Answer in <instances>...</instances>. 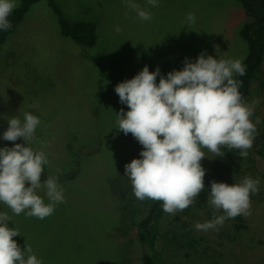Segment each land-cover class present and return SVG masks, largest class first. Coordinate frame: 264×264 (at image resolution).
Returning a JSON list of instances; mask_svg holds the SVG:
<instances>
[{
    "label": "rangeland",
    "instance_id": "1",
    "mask_svg": "<svg viewBox=\"0 0 264 264\" xmlns=\"http://www.w3.org/2000/svg\"><path fill=\"white\" fill-rule=\"evenodd\" d=\"M52 1L70 23L92 21L95 42L85 47L62 35L47 0L30 6L0 46V148L24 143L23 138L3 139L9 117L23 120L25 111L38 116L36 140L29 146L46 153L49 163L41 181L49 175L58 177L64 202L44 219L25 213L17 216L3 204L0 212L11 217L8 226L21 234L13 239L22 249L30 245L42 264H140L130 234L120 230V216L127 206L134 211V219L142 217L151 200H138L125 175V165L140 158L143 146L131 133L125 135L116 128L117 113L128 109L115 87L145 65L149 71L159 67L160 75L166 77L170 71L181 70L185 58L195 62L201 53L243 60L247 44L239 30L244 10L239 0H157V7L135 0L152 16L144 21L126 6V0ZM188 13L195 15V23L187 21ZM254 101L252 120L259 117L260 123L247 158L240 157L239 150H230L235 170L231 184L264 173V162L256 153L264 146L261 74L247 95V103ZM221 151L223 156L230 153ZM205 154L204 178L214 158L206 149ZM259 181L258 193L251 196L250 214L241 215L244 228L239 230L232 219H226L218 231H197L196 222L211 220L214 212L224 214L197 201L174 215L164 212L159 247L165 263L199 264L196 256L179 255L169 239L177 232L179 217L188 220L186 227L195 236L215 247L210 264H264V180ZM38 194L48 203L44 189Z\"/></svg>",
    "mask_w": 264,
    "mask_h": 264
},
{
    "label": "clouds",
    "instance_id": "2",
    "mask_svg": "<svg viewBox=\"0 0 264 264\" xmlns=\"http://www.w3.org/2000/svg\"><path fill=\"white\" fill-rule=\"evenodd\" d=\"M157 7V0H147ZM139 19L150 21L151 14L135 0H126ZM17 7V0H0V31L12 27L9 17ZM186 19L195 23V15ZM116 31H120L117 27ZM246 68L242 58L224 59L201 53L195 62L185 58L181 70H173L166 77L159 67L149 71L147 65L133 78L118 83L115 92L122 104L117 113V129L131 133L141 144L140 158L125 165L134 196L140 200L162 202L163 211L174 215L193 205L205 189V169L201 164L205 149L222 157V148L239 150L247 158L256 133L259 117L252 120L254 104L244 101L236 76H243ZM160 75L157 83V76ZM30 105L29 107H34ZM41 121L31 112L8 118L3 139L24 143L0 148V204L15 215L44 219L53 214L55 206L64 202V189L58 177L51 175L41 181L49 163L43 150L29 144L36 140ZM258 178L245 177L239 183L211 182L207 203L224 213L203 223L196 222L197 231L219 230L226 219L249 215L251 196L259 191ZM44 189L48 203L38 194ZM11 217L0 212V264H42L26 244L23 249L13 239L20 232L8 226Z\"/></svg>",
    "mask_w": 264,
    "mask_h": 264
},
{
    "label": "trees",
    "instance_id": "3",
    "mask_svg": "<svg viewBox=\"0 0 264 264\" xmlns=\"http://www.w3.org/2000/svg\"><path fill=\"white\" fill-rule=\"evenodd\" d=\"M38 0H19L17 7L9 17L12 27L7 31H0V46L7 36L17 27L23 19L30 6ZM49 6L56 16L59 30L62 35L69 37L74 42L82 46H91L95 42V27L92 21L80 23H70L62 15L58 7L52 0H47ZM244 13L245 20L239 30L240 36L246 41L247 53L242 60L246 72L243 76L235 78L240 82V92L246 102L251 88L259 74L264 75V0H239ZM264 144V142H263ZM69 148V144L66 145ZM228 150L227 148H224ZM230 152V150H228ZM261 161L264 162V146L256 149ZM232 151L226 153L227 156L214 157L206 178H204L205 189L199 194L197 202L200 205L211 209L207 203L208 193L210 192L211 182H226L231 184V174L235 171L231 162ZM264 180V173L258 177ZM196 202V203H197ZM123 207V206H122ZM125 213H121L120 230L124 234H130L129 240L132 245L137 247L136 255L140 264H166L159 244L162 241V233L159 222L164 213L162 202L151 200L150 206L142 217L134 219V211L127 206L123 207ZM223 213L222 210L218 211ZM130 221L131 224L127 223ZM178 229L169 238L173 243L177 253L185 258L196 256L199 264H210L215 254V247L210 246L206 240L197 237L186 226L187 221L176 218ZM233 226L239 230L244 228L242 216L232 219ZM127 221V222H126ZM131 226H133L131 230ZM130 228V229H129ZM131 230V231H130Z\"/></svg>",
    "mask_w": 264,
    "mask_h": 264
}]
</instances>
